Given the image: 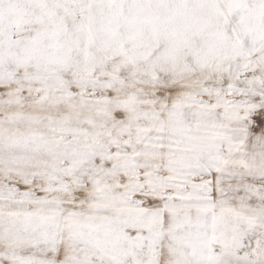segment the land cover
Masks as SVG:
<instances>
[{
    "label": "snow or ice",
    "instance_id": "1",
    "mask_svg": "<svg viewBox=\"0 0 264 264\" xmlns=\"http://www.w3.org/2000/svg\"><path fill=\"white\" fill-rule=\"evenodd\" d=\"M0 264H264V0H0Z\"/></svg>",
    "mask_w": 264,
    "mask_h": 264
}]
</instances>
